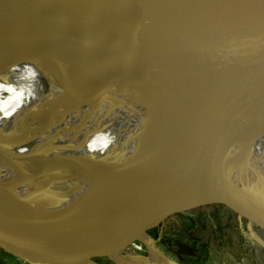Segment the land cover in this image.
<instances>
[{
  "label": "bare ground",
  "instance_id": "bare-ground-1",
  "mask_svg": "<svg viewBox=\"0 0 264 264\" xmlns=\"http://www.w3.org/2000/svg\"><path fill=\"white\" fill-rule=\"evenodd\" d=\"M209 1L223 9L235 6L245 13L251 9L258 19V11H264V0H195L200 22L195 38L209 26L202 17ZM221 15L226 16L225 11ZM240 18L230 23L221 19L225 27L215 31L203 53L193 52L192 39L187 54L171 49L150 70L139 71L130 57L96 56L91 48L65 45L0 64V179H33L18 182L19 191L9 200L32 197L37 208L51 211L80 197L86 202L120 197L145 190L154 181L153 174L171 167L181 183L192 187L197 198L190 202H210L207 193L227 191L246 207L254 204L264 224V101L250 106L235 101L233 87L248 76L237 72L240 63L235 64L234 75L228 64L220 63L226 49H242L245 44L241 33L250 23ZM188 53L193 56L189 63ZM263 60L259 67L264 69ZM223 121L226 126H221ZM85 158L89 162L79 168ZM218 164L227 167L207 178L206 171ZM110 168L141 180L127 186L131 192L118 188L114 192L108 183L116 173L100 175ZM78 170L90 176L77 175ZM5 193L0 187V199ZM245 195L254 196L255 203ZM6 233L20 241L16 250L33 264H43L40 253L67 259L68 264H96L54 231L7 228ZM85 235L95 249L107 252V244ZM135 237L150 252L144 264H178L158 252L146 233ZM124 246L108 253L113 261L140 263L133 250L138 247Z\"/></svg>",
  "mask_w": 264,
  "mask_h": 264
},
{
  "label": "water",
  "instance_id": "water-1",
  "mask_svg": "<svg viewBox=\"0 0 264 264\" xmlns=\"http://www.w3.org/2000/svg\"><path fill=\"white\" fill-rule=\"evenodd\" d=\"M209 4L211 6L203 8L202 16L206 21H210L209 26L195 38L200 24L195 0H0V64L35 50L65 45L74 49L91 48L96 56H111L114 59L130 57L131 64L136 65L139 71L150 70L162 63L163 57L171 49H176L181 56L187 54L192 39L196 42L193 52L203 53L214 41L215 31L225 27L220 20L230 23L241 15L240 19L250 23L249 28H244L241 33L246 36L245 44L242 49L237 46L226 49L220 56V63L228 64L233 75L237 69L235 64H241L237 72H246L248 78L235 84L232 97L235 101H244L249 106L253 102L258 105L260 101H264V76L261 78L264 69L259 67L264 59V11H258L261 17L258 19L251 9L245 13L247 10L243 8L234 6L223 9L214 5L213 1H209ZM224 11L226 16L221 15ZM192 21L194 29L187 37L158 38L169 26L179 25V28L185 31ZM125 42L131 43L132 46L145 45L147 48L138 53L116 56L115 49L123 46ZM186 57L189 63V58L193 56L188 53ZM254 65L257 67L252 69ZM238 117V120L242 119V116ZM227 123L220 122L221 126H226ZM235 128L237 132V126ZM226 167L227 164L212 166L205 175L211 178ZM156 173L164 177L158 183L153 181L148 184L145 190L88 202L84 197H80L62 208L51 211L37 208V203L32 197L24 201L18 198L9 200L12 195L18 193V182L30 183L32 178L0 179V187L6 189L0 199V216L3 218L0 225V243L4 248L14 251L33 264L16 250L20 241L8 235L7 228L28 229L36 233L51 230L74 245L93 247L85 234L93 235L98 238V242L103 243L106 239L97 232L98 230L125 226L141 220L162 219L168 214L197 207L192 204L194 201L190 202L191 199L197 198L193 196L192 187L181 183L176 170L168 167ZM255 175L257 174H250V177ZM152 176L155 177V174ZM206 195L212 203L246 208L232 199L227 191ZM261 223L263 227L262 220ZM138 232L144 233L143 230L137 229L134 235ZM89 253H83V257L91 259ZM39 257L43 264L69 263L67 259L45 253H40Z\"/></svg>",
  "mask_w": 264,
  "mask_h": 264
},
{
  "label": "rangeland",
  "instance_id": "rangeland-1",
  "mask_svg": "<svg viewBox=\"0 0 264 264\" xmlns=\"http://www.w3.org/2000/svg\"><path fill=\"white\" fill-rule=\"evenodd\" d=\"M179 27V25L169 26L158 38L183 39L194 29V21L186 26L185 31ZM130 44L125 42L123 46L115 49L116 56L131 52L138 53L147 48L145 45L132 46ZM124 46L127 47L124 48ZM85 162H89V160L85 158L77 166L81 168ZM122 171L121 168L104 169L100 175L116 173L108 186H111L114 192H118V190L131 192L132 188L128 187L137 185L141 178L136 177V179L130 180ZM78 174L86 173L78 170ZM86 175L90 176V174ZM163 177L164 175L155 174V177L152 178L158 183ZM117 194L119 193L114 195ZM245 196L249 201L255 203L254 196ZM192 204L197 207L168 214L162 219L141 220L127 224L125 227L98 230L97 232L106 239L103 243L107 244L105 249L107 252L91 247L90 258L96 264H116L108 254L112 248L124 245V247L135 246L138 248L133 249L134 255H139L141 260L137 262L144 264L145 260L150 257V252L133 235L137 229H140L150 236L158 252L167 260L176 261L175 263L178 264H264V229L260 215L254 210V204L248 203L247 207L242 209L235 205L218 204L211 201ZM2 220L3 218L0 216V225ZM42 245L45 247L46 243L43 241ZM51 250L49 247L46 248L48 253H51ZM0 264L30 263L14 251L4 248L0 243Z\"/></svg>",
  "mask_w": 264,
  "mask_h": 264
},
{
  "label": "trees",
  "instance_id": "trees-1",
  "mask_svg": "<svg viewBox=\"0 0 264 264\" xmlns=\"http://www.w3.org/2000/svg\"><path fill=\"white\" fill-rule=\"evenodd\" d=\"M82 252H90V250L92 249L90 246L87 245H80V244H75Z\"/></svg>",
  "mask_w": 264,
  "mask_h": 264
}]
</instances>
